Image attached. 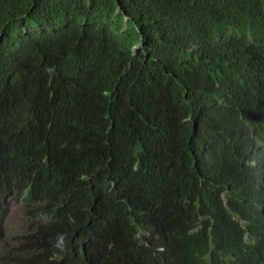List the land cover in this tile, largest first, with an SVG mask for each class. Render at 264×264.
<instances>
[{"label": "trees", "instance_id": "16d2710c", "mask_svg": "<svg viewBox=\"0 0 264 264\" xmlns=\"http://www.w3.org/2000/svg\"><path fill=\"white\" fill-rule=\"evenodd\" d=\"M230 15L264 33V0H0V264H264V82L221 46L200 91L190 31L161 38ZM206 92L236 139L213 141Z\"/></svg>", "mask_w": 264, "mask_h": 264}, {"label": "clouds", "instance_id": "9594fccd", "mask_svg": "<svg viewBox=\"0 0 264 264\" xmlns=\"http://www.w3.org/2000/svg\"><path fill=\"white\" fill-rule=\"evenodd\" d=\"M186 30L190 31L189 39L195 44L186 50L190 60L188 64L189 71L191 74L207 78L200 85V91H205L210 87H212L213 91L219 90L221 88V81H217L216 74L226 66L232 67L230 61L220 53L221 46L228 47L237 53L240 59V67L238 70L244 82H249L250 84L264 82V74L260 75L255 71L256 68L252 59V51L256 47V43L264 37V33L259 31L252 32L248 18H239L238 15H230L217 21L200 24L198 27L187 26L161 38L168 43L185 48L183 37ZM144 46L145 44L142 41L138 43L133 48L134 53L137 54L138 49ZM156 51H158L157 48ZM198 93L197 100L201 103L203 102L202 110L204 113L207 114L210 111L217 113V134L213 141H219L221 138L230 141L236 139L238 131L234 127L233 122L227 128H223L221 125L222 120L229 118V116L226 114L220 115L219 111H223L231 102L236 106L231 101L232 99L228 97V94L224 95L222 92L211 94L206 92L202 99H199ZM219 94L221 95L218 96ZM237 112L241 113L240 107L239 109L237 108ZM248 123V129H245V132L242 134L243 140L248 133L254 135L255 131L259 130L257 129L259 126H255L252 121H248ZM260 130L264 132V129ZM252 147L254 148V145ZM179 167L177 166L176 168L178 169Z\"/></svg>", "mask_w": 264, "mask_h": 264}, {"label": "rangeland", "instance_id": "374dc122", "mask_svg": "<svg viewBox=\"0 0 264 264\" xmlns=\"http://www.w3.org/2000/svg\"><path fill=\"white\" fill-rule=\"evenodd\" d=\"M24 207L21 201H14L10 207V214L6 219V235L7 241L12 244L13 238L20 236L25 227L29 224L24 223Z\"/></svg>", "mask_w": 264, "mask_h": 264}]
</instances>
